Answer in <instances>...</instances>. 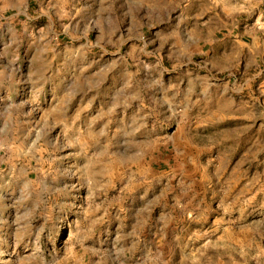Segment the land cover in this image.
Wrapping results in <instances>:
<instances>
[{
    "label": "rangeland",
    "instance_id": "obj_1",
    "mask_svg": "<svg viewBox=\"0 0 264 264\" xmlns=\"http://www.w3.org/2000/svg\"><path fill=\"white\" fill-rule=\"evenodd\" d=\"M262 2L0 0V264H264Z\"/></svg>",
    "mask_w": 264,
    "mask_h": 264
},
{
    "label": "crops",
    "instance_id": "obj_2",
    "mask_svg": "<svg viewBox=\"0 0 264 264\" xmlns=\"http://www.w3.org/2000/svg\"><path fill=\"white\" fill-rule=\"evenodd\" d=\"M262 2V0H261ZM263 5L260 6L261 8L264 7V2H262ZM254 8H259V3H255V7ZM244 29H239L237 31V34H236V45L237 46H242L245 44L246 42V39L248 40H251V38H256V39H261L260 40V44H262V47L264 48V24L261 25V26H258L256 23L252 22V24L248 23L246 24L244 27ZM261 52L264 51V50H261L259 49ZM262 61L263 58H262ZM264 63V62H262ZM262 63H259V65H261ZM246 66V64H245ZM250 65H248L249 67Z\"/></svg>",
    "mask_w": 264,
    "mask_h": 264
},
{
    "label": "built area",
    "instance_id": "obj_3",
    "mask_svg": "<svg viewBox=\"0 0 264 264\" xmlns=\"http://www.w3.org/2000/svg\"><path fill=\"white\" fill-rule=\"evenodd\" d=\"M264 17V16H263Z\"/></svg>",
    "mask_w": 264,
    "mask_h": 264
}]
</instances>
